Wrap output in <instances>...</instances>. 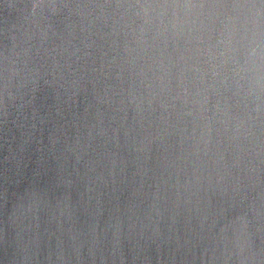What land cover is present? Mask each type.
I'll return each mask as SVG.
<instances>
[{"label": "water", "instance_id": "95a60500", "mask_svg": "<svg viewBox=\"0 0 264 264\" xmlns=\"http://www.w3.org/2000/svg\"><path fill=\"white\" fill-rule=\"evenodd\" d=\"M0 264H264V0H0Z\"/></svg>", "mask_w": 264, "mask_h": 264}]
</instances>
